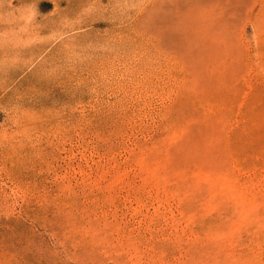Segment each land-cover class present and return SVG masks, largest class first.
I'll use <instances>...</instances> for the list:
<instances>
[{"label": "rangeland", "instance_id": "1", "mask_svg": "<svg viewBox=\"0 0 264 264\" xmlns=\"http://www.w3.org/2000/svg\"><path fill=\"white\" fill-rule=\"evenodd\" d=\"M0 264H264V0H0Z\"/></svg>", "mask_w": 264, "mask_h": 264}]
</instances>
